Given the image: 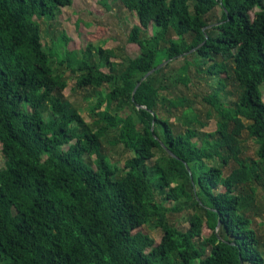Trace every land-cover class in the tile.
<instances>
[{"label": "trees", "instance_id": "trees-1", "mask_svg": "<svg viewBox=\"0 0 264 264\" xmlns=\"http://www.w3.org/2000/svg\"><path fill=\"white\" fill-rule=\"evenodd\" d=\"M119 1L139 22L135 58L96 42L81 58L47 49L40 22L73 0H0V264H264L247 215L264 192V0ZM66 64L74 90L109 89L90 123L64 95ZM202 74L218 78L202 97L210 133L186 94ZM110 133L133 153L122 168L104 154ZM244 133L257 159L244 158ZM181 212L187 229L172 223Z\"/></svg>", "mask_w": 264, "mask_h": 264}, {"label": "rangeland", "instance_id": "rangeland-1", "mask_svg": "<svg viewBox=\"0 0 264 264\" xmlns=\"http://www.w3.org/2000/svg\"><path fill=\"white\" fill-rule=\"evenodd\" d=\"M218 17L221 18L222 11L218 10ZM43 32V43L47 49L52 47L59 48L61 55L65 51L78 53L86 50L90 43H95V47H102L104 50L123 49L124 52L135 58L140 53V48L136 44L128 43L127 39L132 29L139 25L135 13L128 12L120 3L119 0H73V5L70 8L62 10V14L58 20L54 23H50L44 19L40 22ZM149 33H154L152 26L149 29ZM65 35L68 38L66 46L63 47L61 42V36ZM65 48V49H64ZM119 52V51H118ZM61 56V57H62ZM81 58V57H80ZM182 60L177 61L174 65H181ZM69 65L62 66V70L65 72L67 78L68 87L64 91L66 98L80 111L82 117L90 123L92 121L89 107L96 103L97 95L105 98L109 92L108 87H102L100 90H94L88 88L85 91L74 90L77 83V75L73 74ZM173 75H176L174 73ZM107 72L106 69H103ZM171 73V71L169 70ZM204 81L199 82V86L191 85L189 90L186 92L195 102L194 109L200 113L206 127L202 128L201 131L210 133L216 130V121L214 118L207 119V105L202 102V97L214 92L217 87L218 78L213 81L202 74ZM182 90V89H180ZM264 93V86L262 87ZM178 92V91H177ZM229 95L223 97L225 102H235L238 99L236 90L233 86L228 87ZM170 94L175 95V88L172 87ZM105 105L101 108L103 110ZM129 111V110H128ZM51 112L47 111L46 118L49 119ZM171 123L174 124L176 131H183L185 127L181 123L173 118ZM115 134H108L103 140V151L106 154L111 164L116 165L119 168L124 166L125 160L132 157L133 153L126 151L122 145H115L114 138ZM67 147H63L66 149ZM258 145L256 142L249 138L244 133L242 137V152L244 158L257 159L256 154L258 151ZM7 158L3 153V145L0 142V168L6 167ZM217 165V163H215ZM219 164V163H218ZM225 175L230 173V168L224 169ZM165 205L173 207L174 202L166 201ZM252 221V228L257 233L259 238L264 242V192L262 190L257 191L254 205L247 214ZM185 212L175 213L171 218L172 223L177 225L180 229H187L188 222H186ZM143 233L153 238L157 244L160 243L162 238V231L155 227L153 224L143 227ZM204 236L209 235V231L204 229ZM262 242V243H263Z\"/></svg>", "mask_w": 264, "mask_h": 264}, {"label": "water", "instance_id": "water-1", "mask_svg": "<svg viewBox=\"0 0 264 264\" xmlns=\"http://www.w3.org/2000/svg\"><path fill=\"white\" fill-rule=\"evenodd\" d=\"M166 64H167V62H164L163 64L159 65V66L157 67V69H159V68L165 66ZM154 71H155V70H152L151 72H149L147 75H145V77H144L142 80H145L149 75L153 74ZM140 84H141V83H139V84L136 86V89H135L134 93L136 92V90L138 89V87L140 86Z\"/></svg>", "mask_w": 264, "mask_h": 264}]
</instances>
